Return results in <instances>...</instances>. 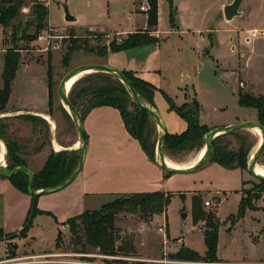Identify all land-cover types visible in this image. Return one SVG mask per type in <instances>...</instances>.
Masks as SVG:
<instances>
[{
	"label": "rangeland",
	"instance_id": "1",
	"mask_svg": "<svg viewBox=\"0 0 264 264\" xmlns=\"http://www.w3.org/2000/svg\"><path fill=\"white\" fill-rule=\"evenodd\" d=\"M41 1L47 6L48 0ZM50 1L49 19L52 27L57 29L53 33L61 37L55 40L57 47L47 51L41 50L40 44L35 40L30 43L19 41V47L22 50L20 51L19 74L17 73L18 76L13 82V104L32 102L36 103L39 109L48 107L45 77L50 67L52 77L50 115L52 117H49V120L53 119L55 123L57 121L58 129L54 130L53 134L46 119L40 121L13 116L12 113L9 114L7 109L0 113V120L7 125L6 131L12 139H16V142L22 146V154L18 155L25 157L24 149L28 148V154H31V157L28 155L27 160L24 159L27 163L26 167L34 175L43 168L48 157L57 151L51 144V138L56 136L58 141L68 146L80 141L78 124L74 114L72 113L74 118L71 115L68 116L62 108L58 94L61 81L74 68L90 64H108L106 62L108 54H102L100 49L113 39V35L104 27H88L92 23L104 24L107 16L103 13L100 14V12L105 10L108 0H97L92 6H90L92 0ZM225 1L203 0L205 5L210 2L211 8L214 10L219 6L218 9L221 10V14H223L222 6ZM35 3L36 0H26L22 8L21 20L27 21L30 18L32 6ZM244 3L250 7L253 14L249 17L247 14L245 17L239 16L230 24H226L223 20L220 27L241 25L244 28L252 26L264 28V0H245ZM113 5L119 11L123 9L120 3L114 2ZM167 6H169L168 3ZM65 7L74 16L76 11H83L85 17L81 21L87 25L85 27L69 26L65 19ZM164 8L162 7L163 10ZM166 17L165 23L167 24L168 16L166 15ZM215 17L214 14V19ZM209 19H211V14ZM50 26L48 20V27ZM261 31L258 33L259 40L256 50H253L250 63L234 54L235 51L233 46L229 44L230 42L225 44L222 41L220 45H215L213 53L222 66L237 68V74L242 71L241 77L245 82L240 79L238 86L235 87L238 94L242 90L257 96L264 95V33ZM251 36L253 37L252 33ZM74 41L77 48L71 52L68 60L63 62L65 54L68 53L67 51ZM249 48H251L250 45ZM2 49H0L2 51L0 58H2L1 54L3 55L6 51V48H4L5 50ZM210 63L213 68H217L216 61ZM1 68L2 61H0V70ZM90 73L93 72L80 76L77 80V82L79 81L77 90L84 87L85 81L81 79ZM237 74L235 77L239 78ZM112 79L113 81L117 80L115 76ZM0 80L2 85L1 73ZM218 81L216 79L213 83L208 79L207 69L204 70L200 79L201 104L204 109L208 110L205 113H207L206 120L210 130L215 127L226 126L228 123H230L228 125H234L247 120L259 122L257 109L240 106L238 95L233 94L232 86H235L237 81H233L229 77L223 78L222 75ZM115 86H119V84H115ZM69 93L70 90L68 96ZM121 97L126 100L125 108L128 119L135 124L138 116L137 107L129 96L121 94ZM82 102L79 100V104ZM165 104L166 101L162 99L155 104L161 115L165 113L163 110ZM8 108L10 109L11 106ZM149 120L154 130V123L151 119ZM236 131L238 136L231 135L228 137V140L231 141L229 148L238 150L241 144H244V147L249 150L246 168L244 170L229 168L212 162L210 159L188 173H168L157 166L161 181H157L155 185H159L157 187L154 185L153 189L141 193L163 192L166 194V198H169L168 204L164 211L150 215L141 214L138 206L134 207L136 210H132L133 207L129 206L120 211L114 220L115 228L120 236V241H132L134 251L117 255L103 254L98 247L90 245L87 246L86 252H81L72 240L70 228L65 222L82 212L97 210L106 203L128 196L126 194L115 195L118 193L107 190L114 188L116 176H124L127 174L126 172L135 167L137 157L131 147L124 144V146L111 145L106 157L99 161V174L102 173V176L99 175V179L103 180L98 181L96 185L100 188H96L98 190L95 192L101 191L100 193H94V189H91L87 184L85 185L78 176L60 190L39 195L35 201L36 213L32 218V223L22 233L18 231L24 227L29 218L33 196L18 185L17 177H8L6 182H0V229L3 230V232L0 231V237H7L8 233H17V236L10 239L6 238V240L0 239V264H236L225 260L242 259L248 262H257L250 264H264V193L260 198L254 200L253 209L247 208L242 217L238 215L244 196L243 190L245 192L247 190L257 191L260 188V179L249 173L248 164L259 146L258 142L262 137V132L256 128H243ZM115 132L116 137L126 135V130ZM206 135L199 144L180 152L176 151L172 154V158L166 155L167 159L180 166L192 164L199 151L206 145ZM158 139L157 126V133L155 132V135L151 136L155 158ZM5 148L2 163L5 161L6 167L10 169L9 164L15 161V155L13 152H9L7 145ZM56 149L59 148L56 147ZM39 150H41L40 153L37 152ZM80 153L81 150H77L78 160ZM33 155L35 156L32 158ZM257 163V166L264 169V149ZM74 170L69 173L72 174ZM197 195L202 197L206 210L215 212L218 223L217 256L219 259H224V262H203L169 256L181 250H195L202 256L206 252L204 240L206 221L195 223L193 216V198ZM206 200L210 201L211 205H205ZM20 224L22 227L17 228ZM143 224H146V230H142ZM160 225L166 226L165 234L157 231L156 228ZM59 241L60 246L58 247ZM186 246H190V248L186 249Z\"/></svg>",
	"mask_w": 264,
	"mask_h": 264
},
{
	"label": "trees",
	"instance_id": "2",
	"mask_svg": "<svg viewBox=\"0 0 264 264\" xmlns=\"http://www.w3.org/2000/svg\"><path fill=\"white\" fill-rule=\"evenodd\" d=\"M147 1L149 3V9L145 12L148 16V28L129 33L120 41L114 37L112 41L105 44L103 48L100 49L102 54L106 55L110 51L118 52L122 50H132L140 47L152 46L159 41L157 36L151 34V31L155 29L159 23V1ZM168 1L171 7V22L174 23L176 7L174 6L173 0ZM139 2L141 3L142 0H139ZM25 3L26 0H0V24L3 27L4 45H6V51L3 55V87L0 88V113L6 111L5 109L12 91V84L20 68V51L22 49L19 47V41L30 43L37 39V36L42 29L48 27V5L46 6L41 0H36V3L32 6L30 18L27 21H23L20 17L23 14L22 8ZM76 48V42L74 41L72 46L67 51L68 53L65 54L63 62L68 60L71 52ZM122 72L130 80L131 84L141 97L147 101L148 104L155 107L154 95L157 87L140 78L133 71L123 70ZM113 76H115L117 80L113 81ZM47 77L51 104L52 77L50 67L47 72ZM81 80L85 81L84 87L77 90V84L79 81H76L70 89L69 100L81 113L82 117L84 118L92 108L97 106L110 105L117 108L121 113L128 132L139 141L141 147L147 155L152 160H155L156 158L153 151L154 144L151 141V136L155 135V132L157 133L158 125L151 117L148 110L140 107L134 101L125 84L116 75L106 72H93ZM115 84H119V86H115ZM115 93H117V95H114ZM121 94L129 96L134 105L137 107L138 116L135 124H133L127 117V111L125 108L126 100L121 97ZM164 95L169 103L170 109L177 112L187 123V127L181 133L168 132L165 136V154L172 158V154L176 151L180 152L199 144L204 135L210 131V128L207 124L201 122V105L196 95L190 97L181 105L176 104L174 100L165 92ZM79 100L83 101L81 103L82 106L79 104ZM239 103L241 106L253 107L257 109L259 123L264 127V95L257 96L241 90L239 91ZM62 108L65 114L70 116L66 108L64 106ZM20 117L40 121H44L45 119L41 116L34 115H20ZM149 119H151L154 123V130ZM6 130L7 125L3 124L0 120V137L2 141L6 143L4 144L9 148V152L11 151L15 155V161L9 164L10 169L17 166H27L26 160L22 156H19L22 154V146L20 143L18 144V142H16V139H12ZM237 134V131H231L216 136L213 139L208 159L229 168H240L244 170L248 163L249 150L244 147V144H241L238 150L229 148L231 141L228 140V137L231 135L236 136ZM78 161L77 151L75 150L66 149L56 151L48 157L43 168L35 173L34 189L40 190L52 188L62 184L68 179L67 177L71 175L69 172L76 168ZM7 177H17L18 185L24 191L29 192V175L26 172L19 171L16 174ZM263 193L264 179H260V188L257 191L247 190L245 192L243 190L244 196L241 200L238 215L242 217L247 208L253 209L254 200L256 198H260ZM126 195L128 196L106 203L97 210L82 212L76 217L65 222L70 228L72 240L77 244L81 252H86L88 245L98 247L100 252L107 255H117L123 252L126 253L134 251L131 243L132 241H120V236L118 235L114 224L117 214L120 211L127 209L129 206L133 207L132 210L138 206L140 208V213L143 215L159 213L164 211L169 201V198H166V194L160 191L148 194L132 193ZM37 197L33 196V203L29 212V218L25 222L21 233L25 232L32 223L30 215L32 212L33 216L36 213L35 201ZM193 216L195 223L206 221V228L204 231V240L206 244L205 254L202 256L195 250H181L169 256L194 261L221 262L217 256V217L214 211L205 209L202 197L199 195L193 198ZM0 231L3 232L1 229ZM8 234L9 235L7 237L0 238L10 239L17 236V233ZM57 245L58 247L60 246V241Z\"/></svg>",
	"mask_w": 264,
	"mask_h": 264
},
{
	"label": "crops",
	"instance_id": "3",
	"mask_svg": "<svg viewBox=\"0 0 264 264\" xmlns=\"http://www.w3.org/2000/svg\"><path fill=\"white\" fill-rule=\"evenodd\" d=\"M96 1L97 0L90 1V6H92ZM158 1L159 23L157 27L151 31V34L158 36L159 41L152 46L140 47L132 50H122L118 52L110 51L107 55L106 62L121 71H133L137 76L157 87L154 95V101L155 104L156 102H159L160 99L166 101V104L163 105V110L165 112L164 115H161L156 106L155 109L160 113L161 117L165 121L168 132L181 133L187 127V123L177 112L170 109L164 92L168 94L178 105L183 104L187 99L196 95L201 105V122L209 125L206 120L207 113H205V111L207 112L208 110L204 109V106H202L200 95V79L204 70L207 69L208 79L213 83L216 79L220 81L221 75L223 78L229 77L232 78L233 81H237L235 86H231L233 94L238 95V103L239 94L236 90L237 88L235 89V87L238 86L240 79L244 80L241 77L242 71L237 74V68L232 66L224 67L220 64L219 59L215 57L213 53L215 45H220L222 41H224L225 44L230 42L229 44L233 46L235 51L234 54L241 59L243 58L245 62L250 63L252 60L253 50H256V45L259 40V35H253L252 37L251 32L253 30L264 31V28H257L256 26L244 28V26L241 25H238L237 27H220L223 20H225L226 24H230L239 16L245 17L247 14L249 17L253 14L250 7H248V5L246 6V3H244L245 0H243L240 7L241 14L233 17L231 20H227L225 18L223 8L233 0H226L223 3V14L220 13L221 10L218 9L219 6L216 10H214L211 8L210 2H207L205 5L203 0H173L174 6L176 7L174 23L171 22V7L169 1ZM114 2L122 4L123 9L119 11L117 7L114 8ZM167 3L169 6H167ZM47 5L48 8H50V0H48ZM140 5L141 3L139 0H108L105 10L103 9V11L100 12V14L103 13V15L107 16L104 24L92 23L88 27H104L110 31L113 38L116 37L120 41L129 33L148 28L147 13L140 9ZM162 7H165L164 10ZM75 13V16L73 15L75 17V21L66 23L72 27H85L87 24H84V22L81 21L85 17L83 11H76ZM210 14L211 19H209ZM214 14L216 16L215 19ZM166 15L168 16L167 24L165 23L167 19ZM49 24L53 26L52 23H50V19ZM3 38V27L0 24V49L3 47L2 50H5L4 48H6V45H4ZM249 45L251 48H249ZM3 55L1 54L2 58H0V61H2V68L0 70L1 77L4 68ZM215 61L217 63L216 69L213 68V65L210 63ZM207 66L211 68H205ZM17 73L19 74V71ZM24 73L29 74L26 72ZM235 74H237L239 78H236ZM14 80H16V78ZM45 80L47 82L48 102H46L48 103V107L39 109L37 108L38 106L36 103L32 102L28 104H13L14 84H12V91L6 109L9 111V114L12 113L11 115L13 116L34 115L47 119L50 124L49 128L54 134V130L56 131L58 129V124L57 121L55 123L53 119L49 120L46 118L47 115L49 117L52 116L50 115L51 104L47 76L45 77ZM2 87L3 84L0 88ZM8 106H11V108L9 109ZM83 120L87 147L85 161L77 177L79 176L80 180H82L85 185L87 184L91 189H94V193L101 192H95L98 190L96 188H100V186L96 184L99 180H103L99 179V175L102 176V173L100 172L99 174L98 164L100 160L106 157L108 148L111 145H127L128 147H131V150L136 155L137 160H135V167L126 172V175H119L115 177V183L113 184L115 185L114 188H109L114 190L108 189L107 191L118 193L115 195L141 193L159 185H155L157 181H161L160 171L157 169V166L159 165L156 163V160H152L147 155L141 147L139 141L128 132L121 113L117 108L110 105L94 107L86 114ZM228 124H226V126ZM117 130H126V135L116 137L114 134H116L115 131ZM55 137L56 136L51 138V144L55 150H80L78 149L79 147H75L78 141L74 142L71 146H68L63 145ZM57 144L61 145L63 149H56ZM40 151L41 150L37 152L40 153ZM28 155L31 157V154H28V148L24 149L25 157L23 158L27 160L26 157H28ZM34 156L35 155H33L32 158ZM167 161L171 162V160ZM7 178L8 177L6 175H2L0 173L1 183L6 182ZM19 227H22V224H20L17 228ZM0 239L6 240V238ZM188 247L190 248V246ZM220 260L221 262H224V259ZM225 261L236 264H242L244 262L247 264L257 263L256 261L248 262L244 259Z\"/></svg>",
	"mask_w": 264,
	"mask_h": 264
},
{
	"label": "water",
	"instance_id": "4",
	"mask_svg": "<svg viewBox=\"0 0 264 264\" xmlns=\"http://www.w3.org/2000/svg\"><path fill=\"white\" fill-rule=\"evenodd\" d=\"M242 2H243V0H233L231 3H228L227 5H225L224 16L227 20H231L233 17L241 14L240 7H241ZM65 19L68 22L75 21V17L73 15H71V13L69 12V9L67 7H65ZM84 70H92L91 72H106V73H111V74L116 75L125 84L128 91L132 95L134 101L140 107L147 109L149 114L151 115V117L156 122V124L160 125L162 127V133L159 136L158 143H157V156H156L155 160H156V163L165 171L171 172V173L192 172L195 169H197L198 167H200L201 165H203L208 160V157H209V154L211 151V147H212V142L216 136H218L222 133H226V132L236 131V130L243 129V128H252V127L257 126L261 129L262 134H263V138H262V142L258 146L257 150L251 156V160L249 161V164H248V171L250 174H252L256 178L264 179V175H261V174L257 173V171H256V165H257L258 158L264 149V127L259 122L253 121V120H247V121H244V122H241L238 124L219 126V127H215L213 129H211L206 135V151H205L202 159H200V161H198L196 164L188 166V167H182V168L170 167L167 164V157H166L165 150H164L165 136L168 133V130H167V126L165 124V121L161 117L160 113L155 109V107L148 104L141 97V95L137 92V90L131 84L130 80L124 75V73L121 70H119L118 68H116L112 65H109V64H90V65H83V66H80V67H77V68H74L73 70H71L63 78V80L61 81L59 88H58V94L60 96L61 103L63 104V106L66 108L67 111H71L75 116V119H76L77 124H78L80 141H81L80 158H79L78 164H77L75 170L73 171V173L71 174V176L66 181H64L62 184H60L56 187L35 190L34 189L35 175L29 168H27L26 166H17L13 169H9L8 167H6V165L0 164V173H3L6 176H12L19 171L26 172L29 175L28 190L32 196L37 197L39 195L51 193V192H54V191H57V190H60L64 187H66L77 177V175L81 171V168L84 164L85 155H86V147H87L86 133H85V128H84V120H83L81 113L70 102L68 92L66 91L67 81L72 76H74V75H76V74H78ZM32 218H33V212L30 215V219H32ZM23 228H21V230L18 232H21ZM185 248L189 249L188 246H186Z\"/></svg>",
	"mask_w": 264,
	"mask_h": 264
},
{
	"label": "bare ground",
	"instance_id": "5",
	"mask_svg": "<svg viewBox=\"0 0 264 264\" xmlns=\"http://www.w3.org/2000/svg\"><path fill=\"white\" fill-rule=\"evenodd\" d=\"M91 71H92V70H84V71H82V72H80V73H78V74L72 76V77L67 81V83H66V91L68 92V91L71 89V87L73 86V84H74V83L80 78V76L85 75L86 73H89V72H91ZM68 112H69V114H70L71 116H73V114H72L71 111H68ZM46 118L49 119V116L47 115ZM73 118H74V116H73ZM158 127H159V136H160L161 133H162V127H161L160 125H158ZM252 128H253V129L256 128V129H259V130L261 131V129H260L259 127H257V126L252 127ZM261 132H262V131H261ZM258 135H259V134H258ZM262 138H263V134H262L261 139H260L259 142H258V145H260V143L262 142ZM57 147H58L59 149H63V147H62L61 145H58V144H57ZM75 147H77V148L79 147L78 149H80V148H81V142L79 141L78 143H76ZM73 148H74V147H73ZM75 149H76V148H75ZM5 151H6V149H5V145H4L3 141L0 140V164H1V165H5L4 163H2V161L4 160V156H5ZM205 151H206V145L203 147V149H201V150L199 151L198 156L196 157L195 161H194L191 165H194V164H196L198 161H200V159H202V157H203ZM167 160H168V159H167ZM167 164H168L170 167H174V168H182V167H188V166H191V165L180 166V165H178V164H176V163H174V162H172V161H171V162H170V161H167ZM257 164H258V163H257ZM256 171H257V173H259V174H261V175H264V169L260 168V167L257 166V165H256Z\"/></svg>",
	"mask_w": 264,
	"mask_h": 264
},
{
	"label": "built area",
	"instance_id": "6",
	"mask_svg": "<svg viewBox=\"0 0 264 264\" xmlns=\"http://www.w3.org/2000/svg\"><path fill=\"white\" fill-rule=\"evenodd\" d=\"M140 9L143 11H147L149 9V3L147 0H142L141 5H140ZM56 30H57L56 28L50 26V27L44 29L43 31H41V33H39V35L37 36V39L35 41L38 44H40L41 50L47 51L50 48L57 47L55 40L57 38H60L61 36L53 33ZM251 33L255 36V35H258V33H260V31L253 30ZM261 33H264V31H261ZM205 205H211V202L206 200ZM146 229H147L146 224H143L142 230H146ZM156 229L159 233H163V234L166 233V226L165 225H160Z\"/></svg>",
	"mask_w": 264,
	"mask_h": 264
}]
</instances>
